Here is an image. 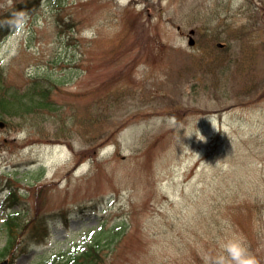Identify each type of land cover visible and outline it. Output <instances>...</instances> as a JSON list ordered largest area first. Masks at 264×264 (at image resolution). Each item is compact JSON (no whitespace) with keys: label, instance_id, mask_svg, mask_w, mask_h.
<instances>
[{"label":"rangeland","instance_id":"rangeland-1","mask_svg":"<svg viewBox=\"0 0 264 264\" xmlns=\"http://www.w3.org/2000/svg\"><path fill=\"white\" fill-rule=\"evenodd\" d=\"M17 3L3 81L58 108L0 118V184L50 231L15 264L126 227L99 264H204L232 238L264 264V0H0V16Z\"/></svg>","mask_w":264,"mask_h":264},{"label":"trees","instance_id":"trees-1","mask_svg":"<svg viewBox=\"0 0 264 264\" xmlns=\"http://www.w3.org/2000/svg\"><path fill=\"white\" fill-rule=\"evenodd\" d=\"M20 4H16L10 9L5 15H1L0 25L3 27H8L10 21L14 18V13L19 8ZM3 72L0 71V118L5 117L6 115L20 114L22 112H31L35 108L48 107L57 109L54 104L47 99L49 88L42 87L37 90H33L32 94L29 96L20 95L19 92H8L6 84L2 81ZM4 83V84H3ZM4 85V86H3ZM26 98V99H25ZM29 208L26 206L23 209L14 211V213L8 214V218L5 221L6 230L10 242H16L17 234L26 227L29 214ZM118 235L113 234V237L106 243L102 244L101 234L98 237H95L87 247L78 253L68 254L69 257L59 258L55 260L52 264H97L100 259V252L102 249L112 242ZM5 252V251H4ZM0 254H2L0 252Z\"/></svg>","mask_w":264,"mask_h":264},{"label":"clouds","instance_id":"clouds-1","mask_svg":"<svg viewBox=\"0 0 264 264\" xmlns=\"http://www.w3.org/2000/svg\"><path fill=\"white\" fill-rule=\"evenodd\" d=\"M204 264H261L260 259L239 238L228 239L215 256H205Z\"/></svg>","mask_w":264,"mask_h":264},{"label":"water","instance_id":"water-1","mask_svg":"<svg viewBox=\"0 0 264 264\" xmlns=\"http://www.w3.org/2000/svg\"><path fill=\"white\" fill-rule=\"evenodd\" d=\"M3 124V123H2Z\"/></svg>","mask_w":264,"mask_h":264}]
</instances>
